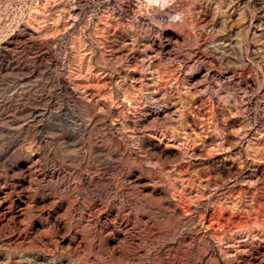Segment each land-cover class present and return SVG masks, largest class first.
<instances>
[{"label":"rangeland","instance_id":"374dc122","mask_svg":"<svg viewBox=\"0 0 264 264\" xmlns=\"http://www.w3.org/2000/svg\"><path fill=\"white\" fill-rule=\"evenodd\" d=\"M169 4L0 0V264H264V0Z\"/></svg>","mask_w":264,"mask_h":264},{"label":"bare ground","instance_id":"6f19581e","mask_svg":"<svg viewBox=\"0 0 264 264\" xmlns=\"http://www.w3.org/2000/svg\"><path fill=\"white\" fill-rule=\"evenodd\" d=\"M148 1H150V0H148ZM213 2H220V0H212ZM222 1V0H221ZM223 1H225V0H223ZM230 2H232V1H234V0H229ZM183 2V0H168V3H170V4H174V3H182ZM228 2V1H227ZM129 4V3H128ZM169 4V5H170ZM231 5V4H230ZM130 6V5H129ZM159 9V8H158ZM142 14V13H141ZM171 16L172 15H170V11H166V12H159L157 15H155L152 19H153V21L154 22H156V23H160V22H163V21H165V19H169V18H171ZM180 16V13H178V15H177V17H179ZM150 17V16H149ZM177 17H175L173 20H175L176 21V19H178ZM148 18V17H147ZM144 19V18H143ZM182 19V18H181ZM148 20H150V18H148ZM145 22V21H144ZM182 22H183V20H182ZM168 23H169V21H168ZM141 24V23H140ZM152 24H153V22H152ZM157 25V24H156ZM155 25V26H156ZM144 28V27H143ZM150 28H152V27H150ZM150 30V29H149ZM158 30V29H157ZM151 31V30H150ZM140 36V35H139ZM138 36V37H139ZM114 37V36H113ZM136 37V36H135ZM148 40V39H147ZM150 41V43L152 44V49H150V51L152 52V53H154V50H153V47H155V46H157V49H158V54H163V51L166 49V47L168 46V43H169V41H166V42H161V41H158L157 42V44H156V41L154 40V39H151V40H149ZM172 41V40H171ZM170 41V42H171ZM135 42V41H134ZM131 43H133L132 42V40H131ZM136 43V42H135ZM150 44V45H151ZM170 44V43H169ZM173 44V43H172ZM174 45H176V44H174ZM115 46V45H114ZM113 47V46H112ZM117 47V46H116ZM125 48V47H124ZM119 49V48H118ZM122 49V48H121ZM215 49H217V48H215ZM116 51V50H115ZM112 53V52H111ZM148 53V52H147ZM146 53V51L145 50H141L140 51V55H144V54H147ZM166 53H168L167 51H166ZM165 53V54H166ZM170 53V52H169ZM156 55L157 54H155L154 56L156 57ZM137 56V55H136ZM153 55L152 56H150V57H147L148 59H147V61H148V68H149V66H150V64L152 65V61H154V60H156V59H154L155 57H154ZM129 58V57H128ZM134 58V54H131L130 55V60L131 59H133ZM125 59V58H124ZM123 59V60H124ZM110 60V59H109ZM144 60H145V57H144ZM146 61H144V63H145ZM139 63H140V61H139ZM141 63H142V59H141ZM144 63H142V64H144ZM112 65V64H111ZM147 67V66H146ZM196 69H197V73H198V71H200V66H197L196 67ZM158 72V71H157ZM149 73H150V79L149 80H152V78L154 77L153 76V74H154V72L153 71H149ZM148 73V74H149ZM156 73V72H155ZM156 76H157V74H156ZM206 76H207V74H206ZM204 77H205V74H199V75H195L194 77L193 76H191L190 77V83L193 85V87L194 86H196V85H200V83H201V81L204 79ZM206 78V77H205ZM141 80V79H140ZM160 81V80H159ZM97 82V81H96ZM95 82V83H96ZM114 84V83H113ZM72 85V84H71ZM78 85V84H77ZM76 85V86H77ZM96 86H97V84H95ZM94 85V86H95ZM151 85H153V84H151ZM79 86V85H78ZM77 86V87H78ZM87 87V86H86ZM90 87V86H89ZM88 87V88H89ZM99 87V86H98ZM72 88H73V86H72ZM75 88V87H74ZM73 88V89H74ZM88 88L87 89H85V90H88ZM91 88V87H90ZM94 88V87H93ZM75 91H78V90H76L75 89ZM72 93V92H71ZM80 93V92H79ZM82 94V93H81ZM71 96V95H70ZM73 96V95H72ZM75 96V95H74ZM78 97H79V95H78ZM81 97V96H80ZM79 97V98H80ZM88 97V96H87ZM82 99V98H81ZM86 100V99H85ZM178 110V109H177ZM164 113H166V114H168V115H174L175 114V109H174V107L173 106H165V108H164ZM180 111V110H179ZM34 113V112H33ZM33 115V114H32ZM34 116V115H33ZM37 116V115H36ZM112 130V129H111ZM114 131V130H113ZM76 134V133H75ZM77 134H78V132H77ZM81 134V133H80ZM83 135V134H82ZM48 143V142H47ZM44 146H42V148H43ZM41 148V149H42ZM48 149V148H47ZM42 151H45V150H42ZM49 151V150H48ZM44 154V153H43ZM119 155V154H118ZM115 156H116V154H115ZM32 161V166H36L37 164H38V160H34L33 161V159L31 160ZM39 166V165H38ZM36 168V167H35ZM22 169V168H21ZM31 169V168H30ZM28 169H22V170H20V181H18L17 182V185L18 186H20V187H23V182L25 181V179H26V177L28 176V174H30L28 171H27ZM18 173V172H17ZM59 177V173L58 172H55V171H52V172H50L49 173V178L51 179V180H53V179H55V178H58ZM9 178V177H8ZM50 180V181H51ZM93 185V183L91 182V181H88V182H86V186L88 185V186H90V185ZM6 185V184H5ZM14 186V185H13ZM15 186H16V184H15ZM24 188H22V190H23ZM5 195V194H4ZM3 197V196H2ZM2 197H0V223L2 222V221H4V220H8L9 218H11L10 216H11V209H12V207L11 206H9V204H7L6 203V201H5V198H2ZM12 202V201H11ZM19 204V203H18ZM18 204H10V205H14L16 208H17V211H16V215H21V212L23 211V208H22V204H20V205H18ZM24 212V211H23ZM15 239V238H14ZM20 239V238H19ZM18 240V238H16V240H14L15 242Z\"/></svg>","mask_w":264,"mask_h":264}]
</instances>
